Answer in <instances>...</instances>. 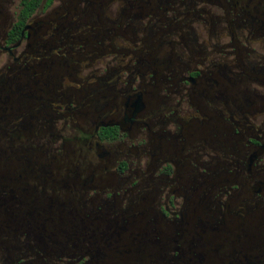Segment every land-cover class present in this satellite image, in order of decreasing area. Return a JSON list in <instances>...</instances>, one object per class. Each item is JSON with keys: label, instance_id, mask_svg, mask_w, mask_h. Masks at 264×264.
<instances>
[{"label": "flooded vegetation", "instance_id": "flooded-vegetation-1", "mask_svg": "<svg viewBox=\"0 0 264 264\" xmlns=\"http://www.w3.org/2000/svg\"><path fill=\"white\" fill-rule=\"evenodd\" d=\"M0 264H264V0H0Z\"/></svg>", "mask_w": 264, "mask_h": 264}, {"label": "rangeland", "instance_id": "rangeland-1", "mask_svg": "<svg viewBox=\"0 0 264 264\" xmlns=\"http://www.w3.org/2000/svg\"><path fill=\"white\" fill-rule=\"evenodd\" d=\"M20 187H21V183H20Z\"/></svg>", "mask_w": 264, "mask_h": 264}]
</instances>
